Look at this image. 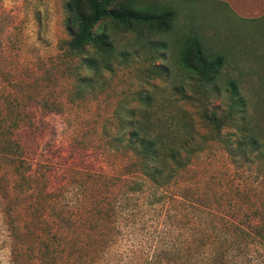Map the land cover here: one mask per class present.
I'll return each mask as SVG.
<instances>
[{
	"label": "rangeland",
	"instance_id": "obj_1",
	"mask_svg": "<svg viewBox=\"0 0 264 264\" xmlns=\"http://www.w3.org/2000/svg\"><path fill=\"white\" fill-rule=\"evenodd\" d=\"M136 4L173 11L172 30L134 43L136 33L106 29L129 55L92 80L80 67L93 52L78 61L60 47L70 39L65 0H0V150L12 148L0 155V264L51 263L41 237L52 234V264H264V238L244 246L234 230L254 235L263 220L264 160L252 154L236 168L220 144L207 142L173 183L156 189L118 120L132 111L124 121L142 116L151 130L169 124L164 117L181 119L183 109L198 127L195 113L221 112L233 80L262 125L264 14L242 18L211 0ZM182 36L222 57L208 88L179 68L174 44ZM254 84L262 89L250 90ZM150 97L152 105L140 102Z\"/></svg>",
	"mask_w": 264,
	"mask_h": 264
},
{
	"label": "trees",
	"instance_id": "obj_2",
	"mask_svg": "<svg viewBox=\"0 0 264 264\" xmlns=\"http://www.w3.org/2000/svg\"><path fill=\"white\" fill-rule=\"evenodd\" d=\"M136 2L137 0H65L66 24L70 39L61 42L60 47H63L64 55L78 61L84 57L87 49L93 52L89 59L81 62L80 67L86 70L87 74H91L92 80L99 77L102 70H109L116 58L124 60L129 55L123 48H115L114 38L106 29L122 34L136 33L134 43L140 36H162L172 30L173 11L155 6L140 9ZM100 23H103V28L93 32V28ZM174 45L179 68L186 74L189 82L196 81L200 87L208 88L220 73L222 57L205 50L195 36H182ZM158 47L164 48L165 44L160 41ZM155 69H158V73L167 72L165 67ZM225 89L224 91L228 93L225 108L221 112H216L202 106L195 113L198 127L192 124L191 115L183 109L181 113L184 117L181 119L164 117L169 124L162 122L164 119L162 121L157 119V122L162 123L155 124L151 130L144 128L145 124L142 122L146 118L142 116L131 123L125 122L123 117L130 116L133 114L132 111L118 118L124 126H128L126 145L137 158L142 176L156 189L173 183L176 180L175 174L185 169L198 153L207 147V142L220 144L236 168H242L248 161H252V154H255V158L264 160V123L258 125L253 122V115L256 113L254 104L249 103L250 100L235 81H227ZM261 89L260 84H254L250 90ZM78 90L79 88L77 94ZM176 90L180 92L179 89ZM181 97L190 98L185 95ZM140 102L146 103L148 107L153 101L150 97L141 99ZM230 136L233 137L232 140ZM8 147L3 145L0 150L1 156L10 155L12 148ZM7 161L18 162L11 157ZM259 218L264 220V212L260 213ZM263 220L260 225L254 227V235L252 231L249 233L239 228L234 229L235 233L245 240L244 246L248 242L253 243L257 238H264ZM11 229L15 230L14 227ZM54 239L53 234L47 239L41 237L43 253L50 254L44 255L45 262L48 260L51 262L48 264H52L54 259L49 256H54L58 251V244ZM235 258L240 256L237 255Z\"/></svg>",
	"mask_w": 264,
	"mask_h": 264
},
{
	"label": "crops",
	"instance_id": "obj_3",
	"mask_svg": "<svg viewBox=\"0 0 264 264\" xmlns=\"http://www.w3.org/2000/svg\"><path fill=\"white\" fill-rule=\"evenodd\" d=\"M192 2L197 0H184ZM225 4L229 10L242 18H256L264 14V0H211Z\"/></svg>",
	"mask_w": 264,
	"mask_h": 264
}]
</instances>
